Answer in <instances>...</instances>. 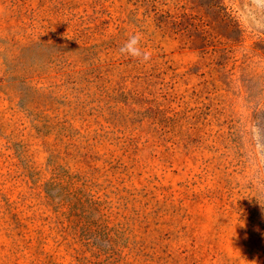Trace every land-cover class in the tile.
Here are the masks:
<instances>
[{
	"label": "rangeland",
	"instance_id": "374dc122",
	"mask_svg": "<svg viewBox=\"0 0 264 264\" xmlns=\"http://www.w3.org/2000/svg\"><path fill=\"white\" fill-rule=\"evenodd\" d=\"M0 264H264V0H0Z\"/></svg>",
	"mask_w": 264,
	"mask_h": 264
},
{
	"label": "clouds",
	"instance_id": "9594fccd",
	"mask_svg": "<svg viewBox=\"0 0 264 264\" xmlns=\"http://www.w3.org/2000/svg\"><path fill=\"white\" fill-rule=\"evenodd\" d=\"M119 54L147 65L151 61L152 53L143 46V37L134 33L127 37L119 48Z\"/></svg>",
	"mask_w": 264,
	"mask_h": 264
}]
</instances>
